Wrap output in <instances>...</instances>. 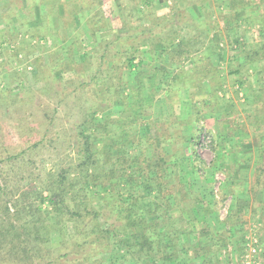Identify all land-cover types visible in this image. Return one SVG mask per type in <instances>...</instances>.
I'll return each mask as SVG.
<instances>
[{
	"label": "rangeland",
	"instance_id": "1",
	"mask_svg": "<svg viewBox=\"0 0 264 264\" xmlns=\"http://www.w3.org/2000/svg\"><path fill=\"white\" fill-rule=\"evenodd\" d=\"M38 1L39 6L46 7V11L48 7L53 8L52 4H57L54 11L64 17L68 27L63 30L56 20L54 27L59 29V36H47L45 40H41L37 50L26 59L24 55H20L21 60L10 57L7 50L0 57V150L8 148L14 154L22 152L20 157L24 158L23 162L0 165H5L10 171L6 185L7 195L0 198V210L3 209L4 202L8 201L12 206L11 213L15 212L14 198L19 192L42 187L49 174L75 166L77 153L73 143L79 137L76 129L78 104L84 103V108L89 107L101 81L109 76L117 85H133L137 71L146 73L156 66L163 71L157 78L159 88L154 104L149 108V115L137 122V137L146 133L151 142L156 140L160 143L157 139H161V143L154 142L155 145L148 148L146 156L144 154L142 158L148 156V159L159 153L166 156V173L173 171L177 183L169 184L170 190L167 192V187L166 190L159 187V184L163 186L165 182L157 180L153 195L157 191L163 192L165 197L172 193L180 194L178 202L190 206L194 199L200 200V203L212 208L211 212H215L209 218L217 219L220 223L219 227L212 223L214 221L206 223L208 230L217 229L216 234L213 235L211 231L210 236L215 239L222 238L220 236L225 234L228 236L226 247L215 258L196 256L194 242H198V238L194 234L191 242L186 245L189 254L187 257L182 255L187 258L186 261L183 259L184 264H264V58H260L259 62L246 64L244 56L247 52L264 50V0ZM33 2L35 0H0V44L4 39L14 40L16 32L22 28V22L26 18L31 22L29 20L37 15L39 8ZM48 2L51 3L50 6L47 5ZM81 2L84 4L79 5ZM73 3L78 4L77 8L82 6L81 11L75 9ZM76 14L83 20L80 25ZM101 15L106 24H97L96 33L91 37L93 31L85 21ZM49 23L48 18L45 26ZM70 25L76 27L71 28ZM117 33L129 37L137 35V38L122 39L121 43L114 44L109 49L104 70L97 74L100 79L86 86L84 91L83 88L78 89L81 83L77 80L75 72L78 71L75 69H68L62 74L59 68L52 79H44L51 71V66L55 69L52 62L63 64L61 54L64 60L67 59L65 50L59 56L56 50L69 47L67 38H75L77 35H80L79 41L87 48L88 54L86 63H81V57L74 55L78 69L82 72L85 68L87 76L95 75L98 72L96 54L100 51L94 48L92 40L96 39L98 44L105 45ZM172 39H175L174 46L182 44V48H188V54L178 58V63L171 67L168 54L162 59L160 52L167 46L165 42L170 44ZM15 42L18 44L19 40ZM5 48H10L7 43ZM210 49L215 50L213 57L205 60V55H211V51L210 55L207 53ZM130 54L138 56L132 72L128 69ZM35 58L40 59L42 64L40 68L44 81H39L34 76L35 66L31 63ZM198 63L197 72L206 70L210 65L216 68V73L222 79L218 98L213 101L215 104L212 106L208 95L194 93L197 89L194 79L199 78L194 75V71L191 75L190 71L184 73L185 82L181 76H172L171 73L189 70ZM240 64L244 66L241 67ZM16 71L21 75L20 81L15 79L17 74L13 72ZM9 74L11 75L8 76ZM79 74L82 77L83 74ZM87 76L84 75V78ZM168 77L177 79L172 93L170 92L171 101L166 102L171 80ZM83 81L82 79L80 82ZM184 83L188 84L181 86ZM128 94L130 96L129 92ZM169 102L172 103L170 106ZM122 110L120 103L111 111L104 114L100 112L98 118H117ZM130 126L133 127V124ZM147 126L150 130H147ZM124 128L128 129V125ZM246 144L248 147L243 149L242 154L244 161H250L249 176L245 181L232 184L230 175L237 176V170L231 165L232 161L236 157L241 158L235 152ZM140 145L144 146V150L147 148L144 143ZM165 150L169 151L165 153ZM173 152L176 157H173ZM137 154L141 156L138 139ZM143 161L140 164L145 167L146 162ZM175 163L176 169L172 166ZM192 168H195L193 173ZM0 184L5 187L2 174ZM178 185L183 191L177 189ZM186 189H189V193H184L187 192ZM153 195L149 197L150 200L154 199ZM97 199L92 198L90 205V210L102 213V220L98 222L97 228L120 230L122 225L113 209L114 205L113 208L104 206V203L112 205L111 199L101 202ZM240 210L242 215L239 224L242 225H233ZM86 218L85 228L81 225L83 221L80 225L84 231L90 232L94 225L93 214ZM73 226V223L68 224L69 229L64 237L67 246L71 241L70 235L75 233ZM192 226L188 229L191 233L200 228L194 222ZM233 228L235 231L231 232ZM241 229L246 233L240 232ZM124 239L123 236L112 233L109 239L103 241L100 249L94 250L88 246L81 252L96 255L92 264H135L125 253L127 250L122 242ZM44 246H48L45 247L46 251L49 250L55 257L62 253V249L66 252L58 233H53L49 244ZM99 250L102 253L98 254ZM79 259L80 255H75L72 259L62 260L61 264H82Z\"/></svg>",
	"mask_w": 264,
	"mask_h": 264
},
{
	"label": "trees",
	"instance_id": "2",
	"mask_svg": "<svg viewBox=\"0 0 264 264\" xmlns=\"http://www.w3.org/2000/svg\"><path fill=\"white\" fill-rule=\"evenodd\" d=\"M49 4L51 5L48 2L47 5ZM82 4L84 2L79 5ZM33 5H37L36 8H39L37 15L29 20L31 22H28L27 18L22 22V28L16 32L14 40L4 39L1 41L0 57L4 56V52L7 50L10 57L13 56L21 60L20 55H24L26 59L31 56L33 51L37 50L41 40H45L47 36L53 38L59 36V29L54 27L56 20L63 30L68 27L65 25L64 17L59 16L58 12L55 13L54 11L57 4L51 5L52 10L48 7V11H46L45 6H39L38 0H35ZM73 5L76 9L78 4L73 3ZM81 7L79 6L77 9L81 11ZM75 17L80 20L78 25L82 24L83 20L78 14ZM48 18L50 23L45 26ZM105 21L102 15L99 18H87L85 22L93 31L91 37L96 33L97 24L105 23ZM70 27L75 28L76 26L70 25ZM113 36L114 38L105 45L98 44L96 39L92 40L95 44L94 48L100 51L96 54L98 56L96 58L98 72L95 75L87 76L85 68L82 72L78 69L79 66L74 59V55H79L82 59L81 63H86L88 54L86 52L87 48L79 41L80 35H77L75 38H67L69 47H61V49L56 50L58 56L65 50L67 59L64 60L61 54L60 58L63 64L57 65L56 62H52V65L55 64V69L53 70V67H50L51 71L46 75L47 78L42 75L40 59L35 58L33 62L31 61V65L35 66L34 76L39 81L50 80L54 72L60 70L59 68H61L62 74L67 72L68 69V71L75 69V71H78L75 72L77 80L81 83L78 85V89L83 88L82 91H84L86 86H90L100 79L97 74L102 73L105 68L109 49L114 44L121 43L122 39L131 38L135 40L137 38V35L129 37L119 33ZM16 40H19L18 44H16ZM171 41L170 44L165 42L167 46L161 50L160 57L162 59L166 58L168 54L167 58L172 67L178 63V58L188 54V48H182L184 46L182 44L174 46L175 39ZM6 43L10 48H5ZM179 43L185 42L179 41ZM208 51L209 55L211 51V55H205V60L211 59L215 50L210 49ZM263 51L247 52L244 55L245 63L259 62L260 58H264ZM152 52L155 53V48L152 49ZM136 55L130 54L128 59V69L131 72L135 68L134 62L138 57ZM240 65L241 67L244 66L243 64ZM198 66L199 63L194 64V67L189 70L182 69L177 72L171 71V73L172 76H181L185 82L184 73L190 71L189 74L191 75L194 71V75L199 77L194 79L197 85L194 93L199 92V94L208 95L212 106L215 104L213 101L218 98L219 83L222 79L216 73L215 67L209 65L206 70L197 72ZM79 73L83 74L82 77ZM160 73H163V71L156 68V66L146 73L137 71L133 85L126 83L117 85L107 76L105 80L101 81L103 86L102 83L97 86L95 98L89 107L84 108V103L78 104L79 118L76 129L79 131V137L77 142L73 143L77 153L76 164L73 167L64 168L58 173L49 174L47 181L42 183V187L19 192L14 198L15 212L11 213L12 206L8 201L4 202L3 209L0 210V264H61L62 260L72 259L75 255H80L81 259L79 261L82 260V264H92L95 254L83 253L81 250H86L88 246L93 247L94 250L100 249L103 241L109 239L112 233L125 238L122 240L127 250L125 253L135 264H184V260L186 261L187 258L182 255L185 254L187 257V254H189L186 245L190 238L187 237L192 234L188 229L193 227V222L200 227L194 232L198 238V242H194L196 244L194 250L196 256L216 258L219 252L226 247V237H228L226 234L217 239L210 236L211 231L208 230L209 227L206 228L209 214H199L198 211L193 213L181 212L183 207L178 202L180 194L172 193V197H165L163 192L157 191L153 195L157 186L155 181L162 179L165 184L163 186L159 184V187L161 190L168 188L167 192L170 190L169 184L177 183L173 171L169 174L166 173L168 172L166 156L159 153L148 159V156L142 158L146 150L153 147L155 145L153 143L157 141L151 142V138H148L146 133H141L142 136L137 137L139 134L137 122L149 115V108L153 106L159 88L157 78ZM13 74H17L15 79H20L21 75L17 71ZM84 75L87 77L84 78ZM82 79L84 81L80 82ZM176 79L173 78L169 81L170 86L166 94V102L171 101L169 97ZM187 84L184 83L181 86ZM46 89H49L48 84ZM78 89L76 88L75 92ZM120 103L123 107L120 116L118 115L117 118H98L100 112L104 114L111 111L113 107ZM171 104L169 102L168 106ZM130 124H133V127ZM126 125H128V129L124 128ZM146 128L150 130L149 126ZM137 139L141 156L137 154ZM157 140L161 143L160 138ZM143 143L147 147L145 150L143 149L144 146L140 145ZM130 147L134 149L130 150ZM169 150H165V153L169 151L172 155L171 148ZM11 151L8 148L0 150V165L2 163L6 165L24 161V158L20 157L22 152L14 154ZM173 157H176L175 152H173ZM142 161L146 162L145 167L141 166ZM5 165L0 167V174L3 175L5 183L4 188L0 184V198L2 195H7L6 185L10 171L6 169ZM172 166L174 169L177 168L176 163ZM193 172H195V168H192ZM177 189L182 190L183 188L178 185ZM186 191L184 193H189V189H186ZM152 195L154 199L150 200L149 197ZM92 198H98L97 200H100V202L111 199L113 204L107 205V203H104V206L105 208H110V206L113 208L114 205L113 209L117 213L122 230H119L118 227V229L114 228L113 230H100L97 228L99 227L98 222L102 220V213L101 211L90 210ZM199 203L200 200L194 199L191 206L197 210ZM176 211L180 212L177 213ZM241 212L240 210L235 216L232 222L233 225H242L239 224L241 222ZM92 214L94 225L90 232L84 231L81 225L85 228L86 216L89 217ZM81 222L83 224L80 225ZM69 223L75 225L73 226L75 233L70 235L71 241L67 246L64 237L68 232ZM243 228L245 229V227ZM244 229H241L240 232H245ZM230 231L234 232L235 228ZM53 233L59 234L61 245L66 248V252H63L62 249V253L56 257L51 255L49 250L46 251L45 247L48 248V246H44L49 244ZM97 253H102V251L99 250Z\"/></svg>",
	"mask_w": 264,
	"mask_h": 264
},
{
	"label": "crops",
	"instance_id": "3",
	"mask_svg": "<svg viewBox=\"0 0 264 264\" xmlns=\"http://www.w3.org/2000/svg\"><path fill=\"white\" fill-rule=\"evenodd\" d=\"M170 79H173V77H168V80H170ZM247 145L248 144L243 145L242 148H241V150H238L237 152H235L238 156L241 155V158L236 157L232 161V164L231 165L233 166V168H235L237 170V172H236L237 176L235 174H231L230 175L232 177V179H233L232 182H231L232 184H238L239 182L245 181V180H247V176H249V173L248 172H249L250 169H249V164L248 163H250V161L249 160H245L244 161V155L242 154L243 153V149L245 147H248ZM181 207H183V210L181 211L183 213H189V212L190 213H193L194 211H196V212L198 211L199 214H206L207 213L209 215L212 214V213L213 214L215 213V212H211L212 208H210L208 205H204L203 203H199V205L197 206L198 207L197 210H196L195 207L190 206L188 204H184ZM176 212L179 213L180 211H176ZM209 220L210 221H214L212 223H214V224L216 223V227H219L220 223H219V221L217 219H214L213 220V219H210L209 218ZM209 220L207 221V223L209 222ZM216 230L217 229H215V230L212 229L211 230L212 231L211 233H213V235L216 234V232H217ZM195 231H197V230L195 229ZM195 231H193L192 234L189 233V234H191L190 236L187 237V238L190 237L188 239L189 240V243L191 242V239H192L191 237L194 236L193 234H194ZM191 246H193V245H191Z\"/></svg>",
	"mask_w": 264,
	"mask_h": 264
},
{
	"label": "built area",
	"instance_id": "4",
	"mask_svg": "<svg viewBox=\"0 0 264 264\" xmlns=\"http://www.w3.org/2000/svg\"><path fill=\"white\" fill-rule=\"evenodd\" d=\"M220 179V178H219Z\"/></svg>",
	"mask_w": 264,
	"mask_h": 264
}]
</instances>
